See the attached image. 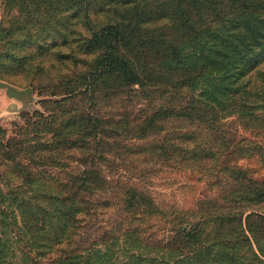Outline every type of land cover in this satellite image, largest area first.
Returning a JSON list of instances; mask_svg holds the SVG:
<instances>
[{"label": "trees", "instance_id": "trees-1", "mask_svg": "<svg viewBox=\"0 0 264 264\" xmlns=\"http://www.w3.org/2000/svg\"><path fill=\"white\" fill-rule=\"evenodd\" d=\"M4 4L0 79L22 76L44 98L47 115L34 123L27 118L43 137L5 141L0 128V161L24 159L26 168L28 160L37 158L31 163L38 161L66 176L34 182L29 172L14 171L24 174L33 192L49 191V210L39 204L23 209L22 200L13 199L14 211L21 214L19 241L27 264H36L31 254L49 255L48 264H86L83 252L70 245L80 234L83 192L104 188L99 161H108L109 147L126 157L143 154L139 146H131L128 153L120 139L148 140L150 151L172 154L183 147L182 159L195 160L193 134L211 128L213 115L245 118L255 107L246 103L256 95H263L257 105L264 104V0ZM123 97L152 102L147 109L135 111L129 101L113 114L101 112L107 102H124ZM172 122L184 126L165 145ZM29 135V129L22 133ZM199 153L206 156L210 150ZM69 160L81 167L68 172ZM260 195L263 202L264 192ZM129 196L138 197L141 213L152 203L146 193L130 190ZM226 218L218 225L204 221L175 236L177 246L168 243L161 259L134 256L129 264H264V216L251 214L244 226L239 221L233 227ZM5 221L0 215V229ZM8 253L1 245L0 264H6Z\"/></svg>", "mask_w": 264, "mask_h": 264}, {"label": "rangeland", "instance_id": "rangeland-1", "mask_svg": "<svg viewBox=\"0 0 264 264\" xmlns=\"http://www.w3.org/2000/svg\"><path fill=\"white\" fill-rule=\"evenodd\" d=\"M4 2L0 0V20ZM23 80L22 76L14 74L6 80L0 79L18 91L28 90L26 97L15 99L0 89V128L5 141L43 137L40 129L29 126L27 118L34 123L46 117L41 105L44 98ZM122 100L124 102L121 99L107 102L101 112L113 114L129 101L135 111L147 109V104L152 102L131 97ZM262 100L263 95L249 99L246 104L255 107L245 118L228 113L213 115L215 122L211 128L195 130L196 146L191 147L196 148L197 153L192 156L195 160L182 159L183 147L176 154L150 151L148 140L130 137L120 139V145L128 153L133 152L129 150L131 146H139L143 154L126 157L114 147L107 148L108 161H99L104 188L83 192L80 234L70 248L83 252L86 264H129L134 256L145 260L153 255L151 259H161L168 243L170 248L177 246L175 236L204 221L218 225L222 217H227L229 226L233 227L239 225V221L244 226L251 214L264 216V201H260L263 196L260 194L264 192V104L257 105ZM180 126L184 124L172 122L167 125L169 135L165 145L174 141V133ZM27 129L30 135L22 136ZM205 148L210 150L206 156L199 153ZM33 160L27 161L26 168L24 159L13 163L0 161V196L3 199L0 215L6 218L0 229V246L9 248L6 264H27L19 241L21 214L14 211L13 199L22 200L23 209L39 204L49 210L50 202L49 191L34 189L33 192L24 174L14 173L15 169L29 172L34 182L38 178L66 179L59 170L47 168L38 161L31 163ZM80 167L73 160L68 161V172H76ZM130 190L146 193L152 198V203L142 213L137 204L138 197L130 198ZM252 191L257 195L248 197ZM251 221L256 220L251 218ZM194 249L197 247L189 250ZM49 257L30 255L36 264H48Z\"/></svg>", "mask_w": 264, "mask_h": 264}, {"label": "water", "instance_id": "water-1", "mask_svg": "<svg viewBox=\"0 0 264 264\" xmlns=\"http://www.w3.org/2000/svg\"><path fill=\"white\" fill-rule=\"evenodd\" d=\"M0 89L5 90V93L9 98L23 99L28 95V90L18 91L12 85L3 81H0Z\"/></svg>", "mask_w": 264, "mask_h": 264}]
</instances>
